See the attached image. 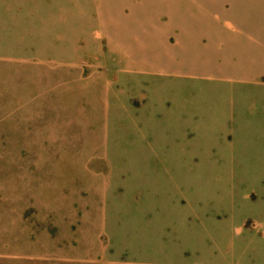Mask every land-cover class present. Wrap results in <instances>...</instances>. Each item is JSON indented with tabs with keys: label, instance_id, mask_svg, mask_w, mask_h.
<instances>
[{
	"label": "rangeland",
	"instance_id": "1",
	"mask_svg": "<svg viewBox=\"0 0 264 264\" xmlns=\"http://www.w3.org/2000/svg\"><path fill=\"white\" fill-rule=\"evenodd\" d=\"M263 12L0 0V264H264V73L169 69L210 19Z\"/></svg>",
	"mask_w": 264,
	"mask_h": 264
},
{
	"label": "crops",
	"instance_id": "2",
	"mask_svg": "<svg viewBox=\"0 0 264 264\" xmlns=\"http://www.w3.org/2000/svg\"><path fill=\"white\" fill-rule=\"evenodd\" d=\"M243 22L216 17L202 28L194 29L203 36L200 45L196 46L195 42L193 47L187 46L186 53L178 55L181 59L178 65L169 68L170 73L197 74L249 85L263 84L260 79L264 73V24L260 21L257 25L249 24V20ZM198 51H208V54ZM203 56L209 57L208 61L197 60Z\"/></svg>",
	"mask_w": 264,
	"mask_h": 264
}]
</instances>
